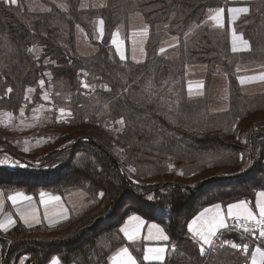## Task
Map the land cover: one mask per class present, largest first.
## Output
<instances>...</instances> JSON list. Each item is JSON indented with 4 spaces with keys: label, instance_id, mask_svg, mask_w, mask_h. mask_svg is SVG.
Masks as SVG:
<instances>
[{
    "label": "trees",
    "instance_id": "16d2710c",
    "mask_svg": "<svg viewBox=\"0 0 264 264\" xmlns=\"http://www.w3.org/2000/svg\"><path fill=\"white\" fill-rule=\"evenodd\" d=\"M78 2L67 0L65 11L49 4L48 11L31 12L22 0L16 5L0 0V108L17 112L25 89L36 86L42 78L52 87L54 103L70 110L67 123L60 125L92 126V130L88 129L85 136L76 138L69 146L46 154L36 168L0 166V187L49 189L60 195L74 189L86 192L81 206H71L70 217L55 229L72 228L56 239L28 235L29 231L46 228H27L19 223L0 233L1 264H16L23 256L28 257L24 264H45L52 256H58L62 264H104L108 255L123 243L118 228L130 212L164 226L169 242L174 245L169 257L173 262L248 264V252L223 244L215 246L207 256L200 255L186 229L188 220L203 207L242 199L252 201L255 192L264 189V166H257L261 171L257 175L252 171L255 145L262 148L257 157L264 161V127H253L250 143L247 140L246 146L240 148L215 136L212 125L189 123L192 120L188 117L200 109L197 104L200 99L186 97L183 66L205 64L208 76L216 71L229 76L231 72L226 43L216 45L221 39L215 35L218 33L195 28L204 18L207 1L106 0L102 7L87 9H79ZM133 13H139L148 25L144 61H121L103 40L95 43L96 49L90 55L78 54L75 31L78 26L89 27L90 17L101 16L114 27L120 22L127 24L128 16ZM162 34L178 38L176 55L157 54ZM175 117L177 120L173 121ZM104 123H110L109 130L130 144V150H126L128 156L142 160L143 164L147 161L149 165L157 164L152 154H161L190 162L207 161L213 156L214 164L227 165L237 161L238 151L242 149L248 156L247 168L226 177L210 175L193 186H185L184 190L167 184L166 195L161 198L167 199L169 218L166 214L163 218L148 216L142 209L144 206L126 205L137 199L133 194L140 191L139 187L126 176L103 142L92 134L93 125L103 129ZM63 155L71 156L72 161L60 160ZM149 165L140 164L143 173L149 172ZM185 199L191 207L181 212V221L178 218L174 221L172 206L179 207ZM112 218L115 219L108 222ZM228 236L235 243H244L235 234ZM137 259L143 264L141 255L137 254Z\"/></svg>",
    "mask_w": 264,
    "mask_h": 264
},
{
    "label": "rangeland",
    "instance_id": "374dc122",
    "mask_svg": "<svg viewBox=\"0 0 264 264\" xmlns=\"http://www.w3.org/2000/svg\"><path fill=\"white\" fill-rule=\"evenodd\" d=\"M9 1L10 0H5ZM23 5L27 8V10L31 12H44L50 9L49 4L54 5L56 8L60 10L67 9V0H22ZM21 2V0H16V4ZM106 5V0H79L78 8L79 9H87L88 7H102ZM103 21V36L99 32V28L101 27L100 21ZM88 24L90 25L87 27L90 29L89 31L85 27V25L78 26L76 28V50L78 54L82 56L90 55L91 52L95 51L96 46L95 43H100L102 40L106 41L110 48L115 52L113 46L111 45V36L116 31L119 30L121 33L127 32V30H132L130 28L133 26V22L131 20V16H128L127 24L118 23L114 27L109 26L105 23L104 18L101 16H93L89 18ZM88 32L90 34H88ZM161 40L159 41L156 52L159 55L165 57H172L176 55L177 48H178V38L176 36H170L168 34H162ZM148 41V39H147ZM226 43V38H221L217 40L216 45ZM222 45V44H220ZM161 48H164L165 51L163 53L158 52ZM221 48V47H220ZM227 52H229V48L227 45ZM230 54V52L228 53ZM228 62L229 68L231 67L230 75L226 74L224 71H216L212 72L208 76V70L206 66V71L200 72V78L198 81L204 83V87H206V91L204 95L200 98L199 103L200 109L195 111L194 114L190 115L192 121L190 123L191 126H194V122H199L200 124L204 125H212L214 128L215 136H220L224 141L231 143L234 146H238L243 148L247 144V140L250 143V135L251 129L254 127H264V91L262 92H250L244 93L242 92L238 82H237V69L236 66L239 63H243L246 59H242L237 55H229ZM250 60H246L248 62ZM183 66V77H184V88L186 83V77L190 76L189 72L186 75V66ZM193 65V64H192ZM191 66V65H190ZM233 67V68H232ZM193 72V71H192ZM248 72L244 71V74ZM220 74H222L220 76ZM196 75V74H194ZM43 80L40 78L38 81ZM203 80V81H202ZM189 81V77H188ZM45 94L42 95V89L38 88V82L35 87V92L31 97V101L28 107L39 103V93L40 96L44 99L45 95L47 96L46 101L51 103L54 109H61L66 108L68 113L70 110L64 106L54 103L53 99L51 98L52 94V87L50 84H46L44 81ZM28 88V87H27ZM26 90V89H25ZM188 98V97H187ZM191 100L190 98H188ZM172 102V101H169ZM25 103V91L23 95V100L19 108ZM168 103V102H166ZM174 104L176 106V101L174 100ZM168 107V106H167ZM171 107H174L171 105ZM18 108V109H19ZM169 108V107H168ZM4 109V108H0ZM8 110V109H4ZM12 113L16 114V112ZM18 112V110H17ZM54 114L57 116L58 120H52L48 124L45 123L41 126L40 123H20L17 121H10V117H6V115L0 114V160H4L8 163L13 162L16 167L20 168H36L38 167L42 159L46 154L51 152L52 150H57L62 147H67L74 142L76 138L85 136V133L88 132V129L92 130V126L89 124H79L75 126H67V125H60L62 122H66L68 119H61L60 115H57L56 112ZM68 116V115H67ZM69 117V116H68ZM168 117V116H167ZM66 118V117H65ZM171 119V117H169ZM23 120L22 117L19 118V121ZM173 121H176L177 118H173ZM110 123H104L103 129L95 128L92 132L95 138H99L106 148L111 152V154L115 157V159L120 163L122 170L125 172L126 176L131 179V181L139 187L140 191L134 192L133 197L135 196L134 200H130L131 202H127L126 205L134 204V206H144L142 209L145 210L147 215H152V217H159L163 218L164 214H166V218L168 219L167 213L169 212V206L166 204L167 199L162 200L163 196L166 195L167 184L173 185L174 187H182L184 190L185 186H193L197 182L203 181V179L207 178L210 175H217V176H230L236 175L241 173L242 171L247 168V161L248 156L246 155V151L239 149L238 154L236 156L237 161L227 165H216L213 163V160L216 159L213 156H209L208 160L201 159L200 161L190 162L187 160H175L168 155H161V154H152L157 158V164L149 165L150 162H146L143 164L142 160H134L131 156H128L126 150H130V144L127 142L118 139L115 136V131L109 130ZM182 125L187 127L189 126L188 123H181ZM82 127V128H79ZM189 129V128H188ZM194 130V128H192ZM201 132V131H199ZM195 134V133H194ZM211 135V134H208ZM256 144V143H255ZM27 148L28 150L25 151L24 149ZM262 150V148H261ZM260 148L258 145L254 146V153L256 157H254V168L252 171L254 174L261 173L257 166H264V161L257 157L260 155ZM6 155H4V154ZM205 155L203 157H207ZM148 160H154V158H146ZM62 161L71 162L72 157L69 155H63L61 157ZM155 163V162H151ZM150 166L147 167L149 172L142 171V167L140 166ZM200 165H205L200 167ZM256 165V166H255ZM66 171V170H65ZM246 175V174H244ZM232 177V176H231ZM5 192H9L12 190H22L26 193H37L40 190H48L49 189H36L35 191H28L24 187H12V188H4L0 187ZM54 192V191H52ZM256 193V192H255ZM59 194V193H58ZM62 197H66V199L70 202L71 206H81L79 203L86 197V192L82 189H74L69 192H65ZM143 197V198H141ZM204 197L199 198L198 202H201ZM238 201V200H236ZM182 203L178 207V205L172 206V218L174 221H181V212L184 210H189L191 207V203L188 199L181 201ZM72 204V205H71ZM74 204V205H73ZM182 205V206H181ZM69 207V209H70ZM139 207V206H138ZM147 209V211H146ZM75 212L74 214H77ZM130 213H137V212H130ZM129 213V214H130ZM90 214V212L88 213ZM86 214V216L88 215ZM139 214V213H138ZM71 215V211H70ZM69 215V217H70ZM85 217V216H84ZM83 217V218H84ZM178 218V219H177ZM194 218V217H192ZM115 218L110 219L108 222L113 221ZM177 219V220H176ZM190 220V219H189ZM189 220L186 223V229L189 224ZM77 224V223H75ZM161 225V224H160ZM164 228V226L162 225ZM46 230H34L29 231L28 235L36 236L38 239H51V238H58L68 232L72 226L62 229H55V228H48L44 227ZM165 229V228H164ZM166 231V230H165ZM167 233V231H166ZM189 237V234L187 232ZM228 241V240H227ZM229 242H232L229 240ZM170 245H172L169 242ZM227 245L224 242H220L214 244L207 252L204 254L207 256L209 252L217 245ZM264 248V243L261 244ZM174 246V245H173ZM198 247V246H197ZM238 250V249H236ZM113 252V251H112ZM111 252V253H112ZM243 252V251H241ZM110 253V254H111ZM244 253V252H243ZM109 254V255H110ZM108 255V257H109ZM249 256V252H248ZM28 258V257H23ZM250 259V256H249ZM249 263V262H248Z\"/></svg>",
    "mask_w": 264,
    "mask_h": 264
},
{
    "label": "crops",
    "instance_id": "0c3cea01",
    "mask_svg": "<svg viewBox=\"0 0 264 264\" xmlns=\"http://www.w3.org/2000/svg\"><path fill=\"white\" fill-rule=\"evenodd\" d=\"M207 1V7L205 9L204 18L202 21L195 27V28H206L208 31H214L218 34H215L219 36L220 38H226V42L229 48V52L231 55H237L241 57L242 59H248L250 61L246 62V60L243 63H239L236 66L237 69V82L244 93H250V92H262L264 91V80L260 79V75L264 73V0H206ZM225 9V12L221 18V21L218 22L215 19H212L211 17L215 16L216 11L218 9ZM230 8H248L247 13H229L227 9ZM131 20L133 22V26L130 28H133L132 30H127L124 34L121 33L119 30H116L115 32L119 34V47L120 51L125 55V59L121 60L120 55L117 53L116 46L113 45L112 39L113 34L111 36V45L113 46L115 53L117 57L121 61H133V62H142L146 58V43L148 39V31L146 35H142L141 32L143 29L148 30V25L145 24L142 16L139 15V13H133L130 15ZM222 23V26L220 24ZM233 31L238 36H242L244 40L248 41V48L247 50H238L233 51L232 50V40H233ZM238 47L243 48L244 46L238 43ZM160 53V50L158 51ZM191 65V66H190ZM188 67L186 66V83H185V94L186 97L190 99L200 98L204 95L206 91V87H204V83L198 81L200 78V75H198L200 72H203V74L206 71V65L205 64H190ZM193 71V72H192ZM245 72H248L244 74ZM196 74V75H194ZM222 74H220L221 76ZM189 77V81H188ZM241 77H250L252 79L245 80L244 83H241L240 79ZM43 81V80H40ZM40 81H38V88L40 89L44 86L40 84ZM203 81V80H202ZM44 82V81H43ZM192 85V94H189V85ZM197 85H202L200 87H197ZM45 86L42 89V95L45 94ZM35 92V87H28L25 90V103L18 109V112L16 114L12 113L11 111L0 109V114L6 115V117H10V121H17L20 123H40L41 126L45 123H49L52 120L57 121L58 118L54 114L56 112L57 115H60L61 118L59 120L67 119L69 114L68 110L65 109V114H61L59 109H54L51 103H48L46 99L42 98L39 93V100H41L39 103H36L35 105H32L28 107L31 97ZM256 92V93H258ZM70 113V112H69ZM68 115V116H67ZM22 117L23 120L19 121V118ZM66 117V118H65ZM51 123V122H50ZM4 154V153H3ZM6 155V154H4ZM0 166H5L8 169H13L17 165H15L13 162H5L0 163ZM19 167V166H18ZM264 191V189L257 190L254 198L252 201L242 199L238 201H232L228 204L222 205L220 203H214L211 205H208L206 207H203L198 211V213L194 216V218L189 220V223H192L194 220H196L198 217L201 216L202 213H205V210L207 209L208 212L205 215L210 216L212 213H214L217 208L225 215L226 217V224L227 227L224 229L219 230L218 235L213 238V244L211 246L205 245V253L207 250H209L214 244L229 241L231 240V237L228 235H237L241 239L244 240L243 244H247L249 246V263L251 264L252 259V251L256 249L257 247H260L262 250L264 248L262 247V243H264V237H261L259 235V230H255L256 226L249 224V232H245V234H241V231H235L233 230L229 224V218H227V205L234 204L239 201H246L248 206L253 209V211H256V204L258 200H262L264 198H261L258 196V193ZM45 193V199L50 198L51 196L59 197V202L52 201L47 206L40 203L41 196L40 193ZM16 193H23L25 196L32 197L31 204L36 209L38 213V217L40 222L35 223L32 221H29L28 223H25L23 220L20 219V214L18 212V208H20L22 205H25L28 203V201L20 199L17 205H13L10 200L7 199L8 196L14 195ZM0 202L3 203V208L0 209V221L5 219V214L10 215L12 219L15 221L14 224H11L7 227V230L0 229V233H5L9 230H11L13 227H15L18 223L21 224L24 227L27 228H35V227H48V228H55L60 223L66 221L69 218L70 215V202L66 199V197H62L60 194L48 191V190H40L36 194L32 193H26L22 190H12L9 192H5L3 189L0 188ZM72 205V204H71ZM74 205V204H73ZM61 210H63V217L61 218L59 213H61ZM45 212L48 213V219H45ZM258 215V213H257ZM132 216H138L140 218L141 223H138L136 221H129V217ZM153 225H156L157 227H152ZM138 226V227H137ZM122 227H128L129 229L133 227H137V235L136 239L134 241H129L122 232H120V229ZM198 227L197 225H194V228ZM158 229H162L163 232L158 231ZM119 233L122 238L123 243L119 245L107 258V261L104 264H111L110 257L113 256L120 248L127 247L133 257L137 260V264H140L137 259V254L141 255L143 264H190V263H178L173 262L170 260V255L174 251V246L169 244V236L166 233L165 229L155 220H150L144 218L141 214L138 213H130L127 214L120 222L119 225ZM187 232L189 234V238L196 243L198 246L199 254L200 252V246L201 242L198 240V238L194 237L191 232L188 231L187 226ZM253 234H256V236H253ZM162 235H166L168 237L167 240H164L161 238ZM232 241V240H231ZM234 242V241H232ZM248 242V243H247ZM156 247H165L166 252L164 253V260H149L145 261L143 259L145 249L147 248H156ZM27 257V256H23ZM20 258V260L16 264H24L25 258ZM57 259L59 264H62L61 260L58 256H52L45 264H51L53 259ZM2 262V256L0 254V264Z\"/></svg>",
    "mask_w": 264,
    "mask_h": 264
},
{
    "label": "snow or ice",
    "instance_id": "6c2138e0",
    "mask_svg": "<svg viewBox=\"0 0 264 264\" xmlns=\"http://www.w3.org/2000/svg\"><path fill=\"white\" fill-rule=\"evenodd\" d=\"M12 4L16 3V0H10ZM229 13H247L248 8H230L227 9ZM225 12V9L221 8L216 11L215 16L211 17L212 19L217 20L218 22L221 21V18ZM101 27L98 29L101 37L103 36V21H100ZM222 26V23L220 24ZM147 29H143L141 34L146 35ZM119 34L114 32L113 33V39L112 43L114 46H116L117 53L120 55V59L124 60L125 55L120 51L119 47ZM238 43L243 45V48L238 47ZM248 48V41L244 40L242 36H238L235 31H233V40H232V50L238 51V50H247ZM31 51V49H30ZM161 53L165 51L164 48L160 49ZM241 83H244L245 80H250L252 78L250 77H241L239 78ZM260 79L264 80V73L260 75ZM43 81H40V84L43 85ZM84 87H88L87 84L83 85ZM202 85H197V87H200ZM192 85H189V94H192ZM11 91V89H9ZM45 99H47V96L45 95ZM61 114H65V109L61 108L59 109ZM70 115V113H68ZM122 122V121H121ZM25 151L28 149L25 148ZM6 161L0 160V163H5ZM102 196L103 193H100ZM41 201L40 203L47 206L52 201L59 202L60 198L56 196H51L48 199H45V193L41 192ZM258 196L261 198H264V191H261L258 193ZM8 200L12 202L13 205H17L20 199L28 201L27 204L22 205L20 208H18V212L20 214V219L23 220L25 223H28L29 221L39 223V217L36 209L32 206L31 201L32 197L25 196L23 193H16L14 195H10L7 197ZM3 208V203L0 202V209ZM208 212V210H205V213H202L200 217H198L196 220H194L192 223L188 224V231L192 233V235L201 242L200 246V252L201 254L205 253V245L211 246L213 244V238L218 235L219 230L224 229L227 227L226 224V217L225 215L217 208V210L212 213L210 216L205 215ZM258 213V215H257ZM58 215L63 217V210H61V213ZM48 213L45 212V219H48ZM227 218H233L236 221L242 223L240 226L244 229L245 232H249V224L255 225L259 228V235L261 237H264V199L258 200L256 204V211L254 212L252 208H250L246 201H239L234 204L227 205ZM129 221H136L138 223H141L140 218L138 216H132L128 218ZM15 221L12 219L10 215L5 214V219L0 221V229L7 230V227L11 224H14ZM198 227L194 228V225H197ZM138 227V226H137ZM137 227H133L129 229L128 227H122L120 229V232L124 234V236L129 241H134L136 239L137 235ZM152 227L156 228V225H153ZM159 232H163L162 229H158ZM162 239L167 240L168 237L166 235L161 236ZM225 244H230V247L233 249L242 250L243 252L247 253L249 251V246L247 244H238L235 242H229L224 241ZM166 252L165 247H156V248H147L144 252L143 259L145 261L149 260H164V253ZM111 264H137V260L133 257L131 252L127 247L120 248L113 256L110 258ZM51 264H59L57 259H53ZM251 264H264V250H262L260 247H257L252 251V259Z\"/></svg>",
    "mask_w": 264,
    "mask_h": 264
},
{
    "label": "built area",
    "instance_id": "2783aa9c",
    "mask_svg": "<svg viewBox=\"0 0 264 264\" xmlns=\"http://www.w3.org/2000/svg\"><path fill=\"white\" fill-rule=\"evenodd\" d=\"M229 225L230 227L235 230V231H241V234H245L244 229L240 226V224L242 223V221L238 222L233 218H229ZM255 230H259L258 227L255 228Z\"/></svg>",
    "mask_w": 264,
    "mask_h": 264
}]
</instances>
